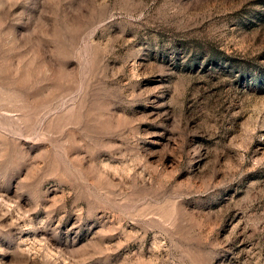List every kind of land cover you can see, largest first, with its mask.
Returning <instances> with one entry per match:
<instances>
[{
  "label": "rangeland",
  "instance_id": "rangeland-1",
  "mask_svg": "<svg viewBox=\"0 0 264 264\" xmlns=\"http://www.w3.org/2000/svg\"><path fill=\"white\" fill-rule=\"evenodd\" d=\"M0 264H264V0H0Z\"/></svg>",
  "mask_w": 264,
  "mask_h": 264
}]
</instances>
